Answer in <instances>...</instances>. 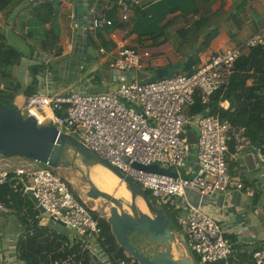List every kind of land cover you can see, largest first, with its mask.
Returning <instances> with one entry per match:
<instances>
[{"label": "built area", "instance_id": "obj_1", "mask_svg": "<svg viewBox=\"0 0 264 264\" xmlns=\"http://www.w3.org/2000/svg\"><path fill=\"white\" fill-rule=\"evenodd\" d=\"M83 1L94 5L101 2ZM117 6L121 19L129 22L142 8V0H117ZM111 25L112 19L91 10L82 36L86 40L97 30ZM245 45L264 47V28L247 39ZM100 51L104 53L105 49ZM240 54L239 47L227 48L212 54L189 74L178 72L147 81L137 77L118 80L107 92L71 91L62 95L36 92L26 96L19 109L25 117L33 116L39 126L51 123L60 132L76 136L144 190L151 191L158 206L179 210L178 222L202 263L234 264L229 233L201 202H191L187 190L203 198L245 188L244 181L231 174L230 164L244 165L246 153L252 148L246 127L222 121L209 108L213 95L228 86ZM149 56L148 50L138 52L122 47L111 67L123 72L134 70L137 74L144 68L143 58ZM196 95L207 108L203 114L190 116L186 109L194 105ZM223 102H220L222 107ZM190 126L199 130L195 164L191 162L187 133ZM253 155L257 168L264 171V155L260 151ZM36 163L30 158L0 154V185L13 180L14 187L22 193L31 192L39 210L35 219L41 225L61 222L73 231L72 237L82 238L84 247L98 255L101 227L99 218L92 213L94 209L74 194L63 176L47 165ZM137 165H154L164 172L148 171ZM255 192L253 188L249 190L252 195ZM40 207L45 211L41 212ZM0 210H5L1 202ZM183 210L187 211L185 215ZM133 262L109 260V264ZM57 264L84 263L69 259ZM253 264H264V246L253 253Z\"/></svg>", "mask_w": 264, "mask_h": 264}, {"label": "crops", "instance_id": "obj_2", "mask_svg": "<svg viewBox=\"0 0 264 264\" xmlns=\"http://www.w3.org/2000/svg\"><path fill=\"white\" fill-rule=\"evenodd\" d=\"M24 6L26 9L15 19ZM114 6H117V0H101L96 5L83 0L32 3L22 0L0 11V26L5 27L7 39L23 54L21 61L12 68L14 80L19 83L15 96L17 107L25 102L26 89L33 81L32 65L40 67L35 93L107 92L118 83L111 63L122 47L150 52L149 57L143 58L144 70L175 67V73L189 74L191 71L186 70V63L191 62L190 68L194 69L212 54L240 47L264 28V0H142V8L129 22L121 19L118 6L116 11ZM91 10L94 14H105L114 22L86 40L82 36L87 47L95 50V56L78 51L75 46L77 25L79 21H86ZM82 28L84 33V25ZM50 31L59 36L61 53H49L54 52L52 48L47 52L32 50ZM209 37L208 45L203 47ZM100 48L105 52L102 53ZM187 54H191L190 58L183 62ZM197 60V65L193 64ZM229 105L228 101L223 102L225 108ZM249 153L256 155L258 150L252 147L246 155ZM195 158L194 154V164ZM256 169L261 171L256 175L253 170L247 171L246 161L242 166L234 164L231 167L235 176L250 178V184L242 190L229 189L226 193L203 198L195 191L187 190L191 202H201L229 233L234 264H253V253L264 246V171ZM251 188L258 193V199L249 193ZM184 211L182 215L187 213ZM6 216L5 227L13 214ZM20 231L19 226L10 232L8 226L5 232H0V264H21L16 258Z\"/></svg>", "mask_w": 264, "mask_h": 264}, {"label": "trees", "instance_id": "obj_3", "mask_svg": "<svg viewBox=\"0 0 264 264\" xmlns=\"http://www.w3.org/2000/svg\"><path fill=\"white\" fill-rule=\"evenodd\" d=\"M18 1L22 0H0V11L5 10L9 6H15ZM34 1L50 0H30L31 3ZM116 7H113L115 11ZM25 9L26 6L21 8L16 16H14L15 19ZM210 39L209 37L205 41L203 47L208 45ZM59 42V36L50 31L41 43L34 46V49L31 48L33 47L32 45L30 48L42 52H47L52 48L51 50L54 52L49 53L58 55L62 50ZM239 48H241V54L235 61L230 82L223 91L213 95L209 108H211L212 112L219 114L222 121L228 120L234 126H245L246 133L251 140V146L255 147L264 155V47L259 45L249 48L244 43ZM22 57V52L7 39L4 28L0 26V102L10 107H15L12 101L19 90V83L14 80L12 68L21 61ZM197 63L198 60L193 62L195 65ZM185 67L186 70L193 71L190 68L191 62L186 63ZM39 69L40 67L38 65H32L30 68L33 81L26 89V96L35 93L34 90L37 85L36 76ZM222 101H228L230 104L229 107H222L220 105ZM206 108L207 106L196 95L194 105L187 108L186 113L190 116L203 114ZM193 128L190 126L187 130L191 141L192 156L194 154L196 155L195 150L198 138L196 128L195 130ZM230 149L231 151L233 150L232 143ZM233 165V163L230 164V172ZM231 174L233 176L236 175L232 172ZM249 179L243 176L242 180L245 185L250 184ZM251 182L254 183V181ZM14 184L15 181L12 180L0 185V202L5 205V210H3L5 215H8V213L14 214L16 216L17 226H20L21 231L16 242V258L21 264H57L69 259L82 261L84 264H104L99 255L93 254L90 249L84 247L85 242L82 238L72 237L73 234H65L64 230L58 232L47 225H41L35 219V215L39 213L35 200L30 195L24 194L18 188H15ZM73 192L78 197V194L74 190ZM145 192L153 202L155 198L151 191L145 190ZM253 197L258 199V193L255 192ZM153 204L155 203L153 202ZM162 210L170 216L172 230L183 231L182 225L178 222L180 211H174L173 209H167L165 207ZM92 213L96 218H99L101 233L97 241L101 252L108 257V260L114 262L122 259L128 261L134 260L117 243L107 218L100 216L96 210H93ZM129 238L137 248L140 247L143 241L140 235L134 230L129 231ZM193 256H195L200 264H223L222 262L202 263L196 253H193ZM133 263L138 264L137 261Z\"/></svg>", "mask_w": 264, "mask_h": 264}, {"label": "water", "instance_id": "obj_4", "mask_svg": "<svg viewBox=\"0 0 264 264\" xmlns=\"http://www.w3.org/2000/svg\"><path fill=\"white\" fill-rule=\"evenodd\" d=\"M76 2V0H73ZM86 21H79L75 34V46L78 51L87 52L95 56V50L87 47L83 41V28ZM193 53V51H190ZM187 54L183 62L190 58ZM175 73V67L158 68L153 70H140L136 74L132 71L115 70L118 80H130L136 77L140 81L153 80ZM197 134L199 130L196 128ZM0 154L6 157L21 156L36 160L53 169H75L89 183L87 195L90 198H102L112 204L107 218L117 243L125 252L137 261L138 264H196L195 256L175 258L173 255L174 232L171 227L170 216L162 208L153 204L145 190L132 177L123 173L119 168L112 165L108 160L100 156L80 141L76 136L60 132L53 124L39 126L33 116H24L19 107H10L0 102ZM247 171L256 169V161L253 153L245 156ZM81 162L86 170L78 164ZM103 166L118 176L131 194L129 203L130 212L125 210L124 199L101 190L95 185L90 176V168ZM148 171H162L157 166L137 165ZM164 172V171H162ZM169 173V172H168ZM31 197L32 193L29 192ZM141 199L147 212H143L137 205ZM44 212V208L40 207ZM48 227L58 232L64 230L61 222L49 221ZM134 230L143 239L137 248L129 238V231ZM162 245V250L149 252L150 246Z\"/></svg>", "mask_w": 264, "mask_h": 264}, {"label": "rangeland", "instance_id": "obj_5", "mask_svg": "<svg viewBox=\"0 0 264 264\" xmlns=\"http://www.w3.org/2000/svg\"><path fill=\"white\" fill-rule=\"evenodd\" d=\"M29 43H31V42H29ZM17 102L18 101L16 100V97H15L14 100L12 101V103L14 106H17ZM194 130H192V131H194ZM254 151H256V150H254ZM193 159H194V156L191 157V162L193 161ZM36 164L38 166L43 165L39 162ZM78 164L81 168L86 170V168L84 167V165L81 162H78ZM253 171H254L253 173L256 175L259 173L258 171H260V170L255 169ZM53 172L63 176L66 180H68L70 185L72 186L73 190L76 192V194H78L83 200H85L89 207L96 210L100 216H103L104 218H108L112 204L110 202L106 201L105 199H102V198H97V199L90 198L87 195V191L89 190L90 185L83 178L82 174L79 171H76L75 169H61V168H59L57 170H53ZM122 199L125 200L124 201L125 210L130 212L131 210L129 208V203H130L131 198L130 199L122 198ZM153 202L157 206L159 205L158 201L156 199L153 200ZM160 208L163 209V207H160ZM184 213H185V211H184ZM6 221H7V216L5 215V213L2 210H0V232L1 233L5 232L8 229V226H9L10 232L15 231V228L18 227L16 216L13 214L12 220L10 222H8V226H6L7 228L5 227ZM173 232H174V240H173V255H174V257L175 258H183L186 256L193 257L194 251L192 249V246L189 242L187 235L183 231H177L175 229H173ZM64 233L68 234V235H72L73 231L70 230L69 228L65 227ZM185 246L188 248V250ZM162 249H163L162 245H157V246L151 245L148 248L149 252H152V253H154L156 250H162ZM99 256H100V259L104 262V264H109L108 257L103 252H100ZM195 263L200 264L199 261L196 259H195Z\"/></svg>", "mask_w": 264, "mask_h": 264}, {"label": "bare ground", "instance_id": "obj_6", "mask_svg": "<svg viewBox=\"0 0 264 264\" xmlns=\"http://www.w3.org/2000/svg\"><path fill=\"white\" fill-rule=\"evenodd\" d=\"M90 176L95 185L101 190L111 193L118 198H131V194L126 188L125 183L111 170L103 166H94L90 168ZM137 205L140 210L147 212V207L141 199L137 200Z\"/></svg>", "mask_w": 264, "mask_h": 264}]
</instances>
